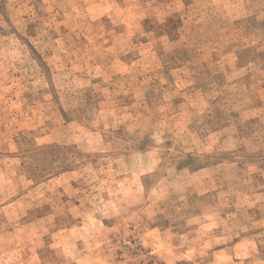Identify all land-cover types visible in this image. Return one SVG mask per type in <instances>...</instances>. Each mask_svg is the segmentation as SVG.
<instances>
[{"label": "rangeland", "instance_id": "374dc122", "mask_svg": "<svg viewBox=\"0 0 264 264\" xmlns=\"http://www.w3.org/2000/svg\"><path fill=\"white\" fill-rule=\"evenodd\" d=\"M0 264H264V0H0Z\"/></svg>", "mask_w": 264, "mask_h": 264}]
</instances>
